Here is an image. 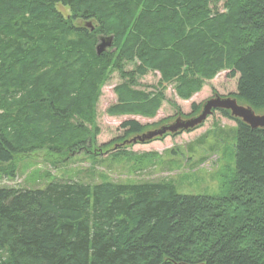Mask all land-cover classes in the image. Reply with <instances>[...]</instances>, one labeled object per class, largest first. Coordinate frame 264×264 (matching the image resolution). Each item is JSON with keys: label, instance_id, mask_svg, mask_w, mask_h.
Listing matches in <instances>:
<instances>
[{"label": "trees", "instance_id": "obj_1", "mask_svg": "<svg viewBox=\"0 0 264 264\" xmlns=\"http://www.w3.org/2000/svg\"><path fill=\"white\" fill-rule=\"evenodd\" d=\"M212 1L0 0V171L11 177L13 157L34 149L93 146L84 123L114 68L130 81L157 70L182 99L226 69L236 98L264 111V0H226L214 16ZM234 120L235 171L216 195H181L169 181L0 188V264H264V129Z\"/></svg>", "mask_w": 264, "mask_h": 264}, {"label": "rangeland", "instance_id": "obj_2", "mask_svg": "<svg viewBox=\"0 0 264 264\" xmlns=\"http://www.w3.org/2000/svg\"><path fill=\"white\" fill-rule=\"evenodd\" d=\"M225 1L210 3L212 16L216 11L227 13ZM56 8L63 17L71 14L67 7ZM78 22L75 20L74 24ZM134 61L123 62L124 73L134 71L139 64L137 59ZM237 80L238 75L230 77L229 70H221L212 79L202 80L199 91L182 99L176 92L175 80L163 81L157 70L146 69L130 81L129 77L120 78L114 68L93 104L94 120L84 123L91 132L97 130L95 144L83 153L69 155L55 154L46 147L16 154L11 177L0 171V188L41 189L57 180L90 185L169 181L181 195H216L224 178L231 177L235 171L237 122L230 113L225 117L215 110L196 129L166 134L146 143L125 144L137 135H127L121 126L136 121L144 127L138 134L141 135L177 118L196 116L202 104L216 95L234 98L245 106L236 98ZM143 95L150 101L158 96L162 98L158 105L156 100L154 103L141 100ZM254 112L264 114V111Z\"/></svg>", "mask_w": 264, "mask_h": 264}, {"label": "water", "instance_id": "obj_3", "mask_svg": "<svg viewBox=\"0 0 264 264\" xmlns=\"http://www.w3.org/2000/svg\"><path fill=\"white\" fill-rule=\"evenodd\" d=\"M85 26L93 29L91 22H86ZM112 36L99 37L98 43L95 46L97 56L106 52L112 46ZM215 110H225L230 113V116L239 119L242 123L249 126L251 129H264V114H256L254 110L248 105H239L237 100L230 97L214 96L213 98L204 102L201 106L199 114L189 119L177 118L169 124H165L158 129L147 131L141 135H137L125 144L146 143L157 138H161L166 134H176L179 132L190 131L202 125L208 116ZM185 264V263H177Z\"/></svg>", "mask_w": 264, "mask_h": 264}, {"label": "bare ground", "instance_id": "obj_4", "mask_svg": "<svg viewBox=\"0 0 264 264\" xmlns=\"http://www.w3.org/2000/svg\"><path fill=\"white\" fill-rule=\"evenodd\" d=\"M116 1V0H115ZM25 35V34H24ZM20 43V42H19Z\"/></svg>", "mask_w": 264, "mask_h": 264}]
</instances>
